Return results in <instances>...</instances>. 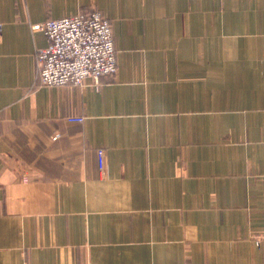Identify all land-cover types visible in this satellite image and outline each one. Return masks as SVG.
<instances>
[{"label": "crops", "instance_id": "crops-1", "mask_svg": "<svg viewBox=\"0 0 264 264\" xmlns=\"http://www.w3.org/2000/svg\"><path fill=\"white\" fill-rule=\"evenodd\" d=\"M93 8L117 73L43 85L35 26ZM263 230L264 0H0V264H264Z\"/></svg>", "mask_w": 264, "mask_h": 264}, {"label": "built area", "instance_id": "built-area-1", "mask_svg": "<svg viewBox=\"0 0 264 264\" xmlns=\"http://www.w3.org/2000/svg\"><path fill=\"white\" fill-rule=\"evenodd\" d=\"M36 30H43L48 44L36 51L37 72L45 86L87 83L96 88L102 78L118 71L112 23L104 13L93 8L88 13L49 18ZM70 121L83 122L84 116H70ZM100 168H104L107 149H97ZM264 238V230L259 239Z\"/></svg>", "mask_w": 264, "mask_h": 264}]
</instances>
